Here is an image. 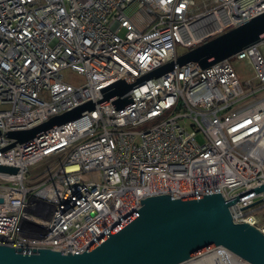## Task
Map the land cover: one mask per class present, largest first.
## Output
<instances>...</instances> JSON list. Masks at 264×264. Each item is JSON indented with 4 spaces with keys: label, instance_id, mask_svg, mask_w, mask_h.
<instances>
[{
    "label": "built area",
    "instance_id": "built-area-1",
    "mask_svg": "<svg viewBox=\"0 0 264 264\" xmlns=\"http://www.w3.org/2000/svg\"><path fill=\"white\" fill-rule=\"evenodd\" d=\"M263 13L264 0H0V165L18 169L0 173V245L80 254L146 198L229 200L264 186V40L208 68L176 65L137 83L175 62L179 47L189 52ZM234 58L249 61L260 89L245 92ZM67 69L84 81L67 84ZM119 81L131 92L102 102ZM88 102L5 150L15 143L8 133ZM45 161L51 168L31 178ZM263 210L264 192L230 215L264 235ZM181 264L250 263L218 247Z\"/></svg>",
    "mask_w": 264,
    "mask_h": 264
},
{
    "label": "water",
    "instance_id": "water-1",
    "mask_svg": "<svg viewBox=\"0 0 264 264\" xmlns=\"http://www.w3.org/2000/svg\"><path fill=\"white\" fill-rule=\"evenodd\" d=\"M263 40L264 13L184 53L137 83L158 78L173 71L176 65L197 63L208 68ZM133 86L125 81L113 84L102 102L126 95ZM130 102L129 98L121 99L115 107L122 109ZM92 107L93 103L88 102L33 129L10 132L6 137L15 143L5 150L32 140ZM17 172L16 168L0 165L1 174ZM262 192L264 186L229 200L221 194L149 197L142 201L139 210L80 254L62 255L50 249L28 252L0 245V264H181L218 247L230 250L250 264H264V235L248 224H234L230 215L233 205Z\"/></svg>",
    "mask_w": 264,
    "mask_h": 264
},
{
    "label": "rangeland",
    "instance_id": "rangeland-1",
    "mask_svg": "<svg viewBox=\"0 0 264 264\" xmlns=\"http://www.w3.org/2000/svg\"><path fill=\"white\" fill-rule=\"evenodd\" d=\"M134 12V8L132 10H130L128 12L129 15H132ZM263 53H264V44L262 45V50ZM178 52V55L181 56L183 55L184 53H187L186 50L182 49V48H178L177 50ZM233 65V68L237 74V77L239 78L240 82L242 83V86H243V89L245 90V92H251V91H254V90H258L260 89V87H262V84L258 82V80L255 78V73L253 71V68L252 66L249 64V61L248 60H238L236 58L232 59V63ZM62 72V76L64 77V80L67 82V84H72L74 86H79L83 81H84V78L74 72V71H71L70 69H67V70H64V71H61ZM251 84L250 87H248V85ZM152 125H148L147 127H150ZM147 127H143L141 128L140 130H143ZM53 164L51 162H42L40 164H38L34 170H33V173L30 175L31 178H37V177H40L41 175H44L46 171H48L51 166ZM257 214H258V219L264 223V210L261 212V211H257Z\"/></svg>",
    "mask_w": 264,
    "mask_h": 264
}]
</instances>
